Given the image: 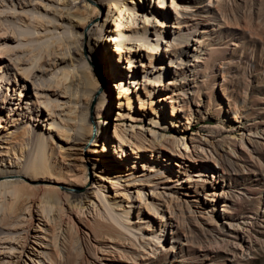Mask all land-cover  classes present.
Returning a JSON list of instances; mask_svg holds the SVG:
<instances>
[{
    "label": "rangeland",
    "instance_id": "374dc122",
    "mask_svg": "<svg viewBox=\"0 0 264 264\" xmlns=\"http://www.w3.org/2000/svg\"><path fill=\"white\" fill-rule=\"evenodd\" d=\"M118 1L131 7L135 21L132 25L138 29L145 27L146 41L156 40L154 30L157 29L162 32L158 46L163 49L172 44V47L168 45L170 56L160 58L158 51H154L149 59L147 52L138 50L132 58H137L133 67L126 60L117 62L118 70L126 73L123 77L130 83V108L119 105L116 98L119 89L109 70L98 57L94 61L89 56L96 43L110 52L115 48L109 41L112 34L109 30L115 29L114 9L108 12L109 0H0V29H7L5 34L0 33V118L4 119L0 120V150L5 149V141L12 134L19 132L17 127L28 131L24 140L28 153L21 161L1 156L0 170L28 166L34 159L38 141L43 140L46 151L52 147L56 157L58 145L66 151H61L66 163L59 161L58 165L70 167L73 164L80 170L84 167L87 175L84 189L97 202L98 214L105 216L100 199L94 193L97 189V193L105 197L104 204L109 202L117 213L121 208L129 209L124 221L129 223L128 230L120 237L123 242L118 241L121 246L114 244L118 239L104 240L106 243H102L104 247L98 249L96 257L91 243L100 244L91 240L93 235L90 234L91 243L84 244L85 247L74 231L69 234L76 237L68 234L65 225L56 227L55 237H52L47 230L50 222L38 216L41 225L38 228L36 217L28 233L35 232L44 239L31 238L37 244L31 242L33 248L27 247L28 255L21 256L25 261L21 264H53L50 260L53 256L65 262L66 250L71 252L73 260L70 261H78V264L81 261V264H264V0ZM143 2L165 15L162 26L160 18L141 17L143 12L139 5ZM92 7L95 10L93 26H86L81 34L80 28L72 27L67 20L70 15L63 18L66 12L89 13ZM37 14L48 28L45 31L33 29L30 24ZM23 16L30 19L22 22L19 18ZM39 33L52 35L51 38L63 37L70 48L62 47L55 59L45 58V63L36 68L30 59L35 57L27 48L39 44L35 40ZM23 34L28 37L26 42ZM71 36L82 41L81 49L72 47ZM95 37L99 41L96 42ZM175 37L180 39H173ZM132 44L126 42L125 45L131 47ZM15 65L20 70L30 69L29 78L24 79ZM158 66L163 68L165 82L164 86L153 87L152 82L158 79ZM87 67H92L102 82L97 94L103 92L107 84L110 88L109 107L102 108L100 117L93 119H103L104 137L97 147L104 149L101 153L108 159L106 164L115 165L112 182L103 178L98 158L92 160L100 154L89 153L94 147L91 140L78 146L58 132L66 107L74 104L81 109L84 104H75L71 96L59 93L52 85L64 70L74 74V70ZM127 73H133V77ZM68 79L69 76L67 82ZM69 86L67 92L71 93L76 86L75 83ZM165 94L169 97L161 100ZM44 101L57 103L49 115L44 111ZM140 103L142 109H138ZM7 108L15 111L13 125H10ZM94 108L93 102V117ZM136 113L141 118H132ZM115 129L122 131L123 138L125 136L124 145L115 137ZM136 138L141 150L135 152L131 143H137ZM12 161L19 162L18 167L11 165ZM3 175L0 182L21 178V175ZM84 189L72 192L81 193ZM138 191L143 198H138ZM9 198L8 189H0V202ZM148 204L155 205L156 213ZM54 207L49 209L47 217L54 216L57 220L59 211ZM18 210L13 217L16 222L27 216L26 209ZM96 212L87 214V218L92 220ZM17 226L21 228H7L0 222V264H9L6 263L9 256L18 250L14 240L26 229L20 223ZM171 244L174 251L169 252Z\"/></svg>",
    "mask_w": 264,
    "mask_h": 264
},
{
    "label": "bare ground",
    "instance_id": "6f19581e",
    "mask_svg": "<svg viewBox=\"0 0 264 264\" xmlns=\"http://www.w3.org/2000/svg\"><path fill=\"white\" fill-rule=\"evenodd\" d=\"M130 3H132V0H130ZM133 3L136 4L137 2H133ZM158 3H161V0H158ZM171 3H172V6L174 7L175 5H174L173 1H171ZM109 4H110V10L108 12H112L111 8L114 9L113 15H115L117 12V14L115 16L112 15L113 20H114V24H115V29L109 30V32L112 33L109 35V41L113 42V44L115 45V48L113 49V52H110V51H107L106 48L102 44L100 45V43L93 44L96 46L92 47V46H89V42H87L88 46L92 47L91 52L93 53V55L91 53V55H89V56L93 60L96 57H98L100 60V63H102V65H104L105 68H107L109 70V75L113 78V80L116 81V84H117L118 89H119V92L117 93L118 95L116 96L119 105L120 106L125 105L127 108H130L131 99H130V96L128 95L129 91L131 93V90L128 89L130 83L128 82L129 81L128 79H125L123 77V75H126V73H121L118 70L117 62L122 61V60L123 61L126 60L130 64L129 66L133 67L135 65L134 60L136 61L137 58L136 59H132V58H134V56H136L135 52L138 50L147 52L146 54L149 57V59L152 57V53H154V51L155 52L158 51L160 58H162V56H164V55L170 56L171 52H169V46L171 45V47H172V44H168L169 46L166 45L165 48H163V49H162V47H159L158 41L162 37V32L158 31L157 29L154 30L156 40L154 42H152V41L149 42L148 40L146 41L145 27L138 29L137 27L135 28V26L132 25V23H134L135 21L133 20L134 19L133 11H130L131 7L129 8L127 5H125L123 3V1H118V0H109ZM137 5H138V3H137ZM187 5H185V6L188 7ZM139 7L143 12V15H141V17L143 16L144 18H147V16L148 17L153 16V18H155V19L160 18L159 19V22H160L159 25L162 26V21L165 17V15L162 14V12L156 11L155 9L147 7V5L144 4V2L142 4H140ZM157 7L161 8V4ZM156 9H158V8H156ZM90 10L91 11L89 13H84L81 11L72 10V12H70V13L66 12V14H65V16H63V18H68V16L70 15L71 16L70 19H67V20H70V24L72 27L80 28L81 31H79V33L81 34V33H83V29H85L86 26H89V25L93 26L91 23H92V18L94 15L93 13H95L94 7H92ZM60 13L62 15V12H60ZM74 17H75V19H74ZM19 19L22 22H26L30 18L23 16ZM49 21L50 20H48L47 22H49ZM145 23H147V22H145ZM30 24L32 25V28L36 29V30L41 29V31H45L46 29H48L45 26L46 24H44V21L41 19V16L39 17L38 14L36 17H33V20H31ZM95 26H96V28H98L99 25L95 24ZM54 28H57L56 24H55ZM6 31H7V29L1 30L0 33L5 34ZM103 31L106 32L107 30L103 29ZM12 32L15 33V31H12ZM23 36L24 37H22V38H24V41H25V39L27 40L28 37L25 34H23ZM51 37H52V35L50 36L47 34L39 33L35 37V40H38L39 44L34 48H31V49L27 48L28 52H32L31 53V54H33L32 57H35L34 58L35 61L33 58H30V59H32V62L35 63L34 67L39 68L42 64H44L45 58L50 57V58H48L49 60L55 59L57 54L60 52L58 50H61L62 47H63V49H64V47L68 48L67 46H69L68 45L69 42L66 43L64 41L63 37L62 38H59V37L58 38H51ZM49 39H51V40H49ZM69 39H73L71 42L74 44L72 46L74 49L79 50L83 46V43L81 40H77L76 38L74 39V38H72V36ZM125 39H127L128 41H126ZM173 39L178 40L180 38L175 37ZM94 40H96V42H97V41H99V38L95 37ZM125 41L129 42V43H133L132 46L128 47L127 45H125L126 44ZM69 48H70V46H69ZM159 50H161V51H159ZM4 51L5 50H3V52ZM7 51H8V49H7ZM67 51H69V49ZM162 51H163V54H162ZM3 52L1 55H3ZM64 53H66V52H64ZM51 56H52V58H51ZM138 56H139V54H138ZM80 57H81V55H80ZM154 58H155V55H154ZM69 59H70V61L72 60L71 57ZM170 62H172V61H170ZM15 66H16V69H18V70L21 69V68H18L17 65H15ZM161 67L162 66H158V68H157L158 79L155 78V81L152 82L153 87L155 85L156 86H164L165 81L163 82V80H162L163 68H161ZM19 72L21 73L22 77H25L24 79H26L27 77L29 78L31 71H30V69H23V70H20ZM70 73H69V70H64L62 72L61 77L57 78L54 81L55 85H52V86L58 88L59 93L68 94V96H67L68 98H69V96H71L72 97L71 99H72V101H74L75 104H77L78 102H82L84 104V106H82V108L79 109L80 107L78 108L74 104H71V105L69 104V106L66 107V112H65L66 115H64L65 118L60 117L61 118L60 119L61 125L59 126L60 128H58L59 129L58 132L60 131L59 133L64 135V138H67L68 140H70V142L72 144L78 145V146H83L84 143L88 139L91 140L92 145L94 147H92L88 150L89 153L98 152L100 154L99 156L97 155L98 157L97 156L92 157V160L95 161L98 158L97 159L99 162L98 164H101L100 167L103 171V178L107 179L106 180L107 182L108 181L112 182L111 175H112L114 169H116L114 167L115 165L106 164V163H108V159L106 158L105 154L101 153L102 151H104V149L103 148L98 149L99 147H97L98 145H100V141L104 137V134H103L102 128H101L103 119H99V121L98 120L94 121V119H93L95 117H100L102 108L109 107V105L111 103L110 88L108 87V84H107L104 91L101 93L99 92L97 94V91H100L99 87H101L102 82H101L100 78L97 77V73L92 67H87L84 69L80 68L79 70L76 69V70H74V74H72V73L70 74ZM127 74L129 76L133 77V73H131V74L127 73ZM68 76H69V79L67 82L66 79L68 78ZM73 78H75L77 82ZM65 80H66V82H65ZM73 81H75V82H73ZM70 82L75 83L76 87H75V90L73 91L74 93L71 92L72 90L70 91L71 93L67 92V89L70 87L69 85L72 84ZM153 87L148 90L149 93L152 92ZM69 89H68V91H69ZM166 97H169V95L167 96V94H165L164 96H161L160 98L162 100ZM4 99H5V95L2 96L3 102H4ZM93 102L95 104V108H94L95 116L94 117H93V114L91 111V105ZM43 103L46 107V108L44 107L45 108L44 111H47L48 115L51 114V112H53L54 107H56V105H57L56 102H55L56 104H54V105L48 104V103H50L48 101H44ZM142 107H143V105L140 103L138 109H142ZM1 109H2V106L0 105V111H1ZM4 109H6V108H4ZM16 109H19V107L17 106ZM12 110H13V108H7V110H6L7 115L9 116V121H12V123L10 125L15 124L14 120L16 119V118L12 119V116L15 115V111L12 112ZM155 114L158 115V112L156 111ZM132 118H141V115L136 113V115L133 116ZM77 119H80V121H78ZM0 120L4 121L3 118H0ZM21 122H22V119H21ZM21 127H17L20 129L19 132H16L15 134L11 135L12 139L10 138L7 142L5 141V143H6V145L4 146L5 149L0 150V157L6 155V156L10 157L11 159L13 157V158L21 161L20 158L23 157L26 153H28V150L26 151L24 149L25 135L28 133V131L26 130L25 127L24 128L23 127L21 128ZM70 130H74V132H71ZM114 131H115L114 133L116 135V136L115 135L114 136L118 137L119 142L124 145L123 142H126V140L124 139L125 136L123 138L122 131L118 132V131H116V129ZM123 132H124V130H123ZM137 139L138 138H136V140ZM128 140H129V138L127 139V141ZM138 142H140V141L137 140V143H135V142L131 143V144H133V148H135L133 150L135 152L141 150V145ZM141 142H143V141H141ZM81 144H83V145H81ZM102 144H104V143H102ZM45 147H46V143L43 142V140L38 141V146L34 150V159L31 160V162H28V166L25 165V167L19 168L18 170H8V171L0 170V177L3 174H4L3 176H14V175L20 176L21 175V178L17 177V178L11 179L9 181L4 180V182H0V189L1 190L3 189V191L8 189V194L10 197L9 200H6L5 202H0V222L3 226H6L7 228H19L18 227L19 225L17 226V224L20 223L23 226L22 228L26 229L23 232V234H21L19 237L15 238L14 243H15V246H17L18 250H16L15 255L9 256V259L6 263H9V264H21V262L25 263V261L22 259L21 256L28 253V251H27L28 246H30L29 248L32 249L33 247H31V244L32 243L37 244V242H34L33 240H31V238H34L35 240L44 239V238L37 237L35 232H33L32 234L28 233L30 225H32V223H34V219L36 217H37L36 227H38V228H40V226H41L38 224V222L40 220L39 217H41V220H43V221L50 222L49 228L47 227V230H49L48 232H50V234L53 235L52 237H55L54 232L57 229L56 227L59 228L60 226L62 227V225H65V227H67L68 234H69V231H70V233H72V231H74L75 235H77L80 238V240L82 241L81 243L83 245L89 244V242L91 243L90 238H92V237H90V234L93 235V239H91V240H95V241L99 242L97 244H100V245H95V244L91 243L92 249H94V251H95V253H94L95 257L97 256L98 249H100L102 245L104 247V244H102V243H106V242H103L104 240L118 239V240H114V244H115V246H119V245L121 246V243L118 241L121 240L120 237L124 236V234H125L124 231L128 230L127 224H129V223L126 224L124 221H125V219L128 218V216H126V215L128 214L129 209L126 207L121 208L117 213V211H115V209H113L112 205L109 202H107V204H104L106 202L103 200L105 197L103 198L102 195H99L97 193L98 192V189H97V190H95L94 193L100 199L99 202H101L100 205L103 206L102 208L104 210L105 216L102 215V213L98 214L96 212L99 209L97 202L91 196H89V195H91V193L87 194L88 192H86V190L84 189V183L86 182V176H87V175H85L86 172H85L84 167L80 170V168L77 165L75 166L73 164L72 165L69 164V165H71L70 167L69 166L66 167L67 165L62 166L61 164L64 165V162L66 161L64 153L61 152L64 149L60 148L59 145L57 147H55V150H57V152H58L57 153L58 155L56 157V154L54 153V149L52 150L51 146H50L51 148L49 151H46ZM103 147L105 148V145H103ZM174 147H176V146H174ZM143 149H145V148H143ZM59 161H61V164L58 165ZM10 164L15 166V167H18L19 162L12 161ZM5 165L8 166L9 163L5 161ZM77 167L79 169H77ZM21 171L23 172L22 174L19 173ZM77 188H82V189H84V191L81 193L72 192V190H74V189L76 190ZM139 192L140 191H138V194H137V196H139L138 198L139 199L143 198L141 196V194H139ZM53 205L55 206L54 209L59 211V215L57 216V220L54 216L47 217V214L50 213L49 209L51 210V207ZM113 206H115V205H113ZM154 206H152V204L147 205V207L149 209H152L155 212L156 209ZM34 207H35V210H34ZM18 209H24V210L26 209L27 210V216L25 219L22 218V220L20 219V221H17L18 222L17 223L15 220H13V217L16 214V211ZM92 211H95L96 213L91 216L92 217V220H91L90 218H87V214L89 215V213H92ZM157 214H159V213H157ZM74 216H76V218ZM157 217H158V215H157ZM46 218H48V220H46ZM16 220H18V219H16ZM52 220L54 221L53 223H52ZM137 222H138V220L136 219L135 223H137ZM43 223L46 224V222H43ZM138 226H139V224H138ZM84 227H86L87 231L85 230ZM135 228L138 229L137 227H135ZM69 235H74V234H69ZM7 238H9V237H7ZM10 238H11V236H10ZM68 238L72 239L69 236H68ZM157 238H159V237L157 236ZM53 239H55V238H53ZM121 242H123V241L121 240ZM0 243H1V240H0ZM171 245H172L171 248L168 249L169 252L174 251V248H173L174 244H171ZM84 247H85V245H84ZM9 250H11V249L9 248ZM110 251L113 252V250H110ZM55 252L57 253L58 251H55ZM66 252H67L66 258L68 260L66 259L65 262L62 260L57 261L55 259L56 256L50 257V260L53 261V264H71V262H72V261H70V259H71L70 256H72L71 252H69L67 250H66ZM74 253L76 254V251ZM74 257L76 258V255ZM81 258H82V256H81ZM84 259H85V257H84ZM95 259H98V257ZM71 260H73V259H71ZM74 262L77 263L78 261L77 262L74 261ZM74 262H72V263H74ZM82 262L83 261H81V263Z\"/></svg>",
    "mask_w": 264,
    "mask_h": 264
}]
</instances>
